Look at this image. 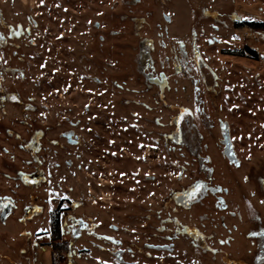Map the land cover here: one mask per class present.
Masks as SVG:
<instances>
[{"label":"rangeland","instance_id":"374dc122","mask_svg":"<svg viewBox=\"0 0 264 264\" xmlns=\"http://www.w3.org/2000/svg\"><path fill=\"white\" fill-rule=\"evenodd\" d=\"M0 11L8 25L29 15L39 24L27 47L14 41L22 61L0 47V85L18 93L0 112V197L12 202L0 264H118L110 252L121 249L131 264H246L264 205L246 204L233 179L245 188V156L264 154V0H0ZM220 120L240 169L220 153ZM205 146L242 219L203 221L210 197L192 212L175 203L204 177L196 152ZM203 225L223 239L232 229L235 241L203 239L204 251L188 235Z\"/></svg>","mask_w":264,"mask_h":264},{"label":"flooded vegetation","instance_id":"af4514ba","mask_svg":"<svg viewBox=\"0 0 264 264\" xmlns=\"http://www.w3.org/2000/svg\"><path fill=\"white\" fill-rule=\"evenodd\" d=\"M5 19L3 18V14L0 11V26L1 27H10L8 29V33L5 37L0 35V47L1 49H13L12 52L13 56L16 57V59L23 60V57H18V48H21V44L15 43L14 41H21L25 40V47H27L28 38H31L33 36L34 30H37L39 28V24L37 19H34L32 16H27V25L24 26L23 23H16L14 26L12 24H6ZM11 42V43H10ZM31 44L35 45V41L31 40ZM6 72L10 73V76L12 79H17L18 77L21 79V81L24 80V73L22 71V68L18 67H12V66H6L5 67ZM4 73L3 71L0 73L2 75ZM18 78V79H19ZM7 88V89H6ZM0 85V112L1 116L3 117V112L5 113V105L10 98L12 94L16 95L18 94L17 91H11L14 90L12 87H6ZM21 97V95H19ZM179 112L181 113L180 116L186 112V110L179 109ZM2 117H0V123L2 124L4 121L2 120ZM172 125V122H171ZM178 128V125H176ZM219 131L222 135V138L225 134H230V126L223 122L219 121L218 124ZM71 139L68 138V134H65L64 137L67 138L68 142H76L79 143L77 140V137L74 132ZM231 137V134H230ZM169 139L173 140V134L170 133ZM222 147L220 149V153L222 157L228 161V163L233 166L235 169H240L243 166L242 160L238 156V152L234 148V145H232L231 151L227 152L226 146L224 145L223 141L224 139H221ZM233 144V142H232ZM76 145V144H74ZM202 149L209 150L207 146L205 147H198L197 148V156L196 160L198 163L199 168L201 169L204 177L198 178L197 180L193 181L192 183H186L185 187L182 188V190L175 195V203L180 205L184 209L185 212H192L193 208L196 205L202 204L205 200H207L209 197L214 199L213 206L214 209H206L203 211H199L198 213H204L202 215L203 221H206L209 219L208 215L206 213H228L230 217L242 219V214L240 211V208L235 206L230 209L226 197L230 195V190L227 188H222L219 184L218 179L215 178L214 174V168L210 167L209 165L212 163V157L210 155L204 156L202 153ZM246 160V171H245V188H242V184H239V179H233V182L236 186H239L237 188L238 193L244 192L245 201L246 204L249 202L247 201L248 197H262V202L264 205V154L262 152H259V154H255L254 152H250L245 156ZM201 165H204L205 167L202 168ZM197 186H200V192L199 194L194 198H190V194L194 191V189L197 188ZM248 193V194H247ZM12 211V202L10 199L6 197H0V221L4 222L6 221V218L8 217L9 213ZM246 212H250V208L246 209ZM196 213V212H194ZM226 217L224 215L219 216L218 222H220V226L223 230L227 229V223H226ZM232 229H236V226L234 224L232 225ZM218 228V224H216V229ZM232 229L227 230V233H232ZM81 230L83 232L88 233V230L84 225L81 227ZM213 232V233H212ZM195 233L197 236H195ZM227 235L224 239L223 233H220L219 237L216 238L215 231H212L206 228V226H202L201 228H191V231L188 232V235L191 237V239L194 240L195 244H197L201 249L205 250V246L201 245V241L204 239L205 241H210L212 244H218L220 246H227L230 247L232 245V242L235 241L234 238L231 237V235ZM247 238V255H248V262L246 264H264V220H261V222L256 221L253 223L250 227V232L246 236ZM106 239L109 241L115 242L111 237L106 236ZM115 245V244H113ZM210 247H208V250ZM212 251L216 252L217 249H211ZM110 255L114 258V261H116L118 264H131L130 262L126 261L125 259V252L123 249L121 251H111ZM228 264H241L240 262L236 261H228Z\"/></svg>","mask_w":264,"mask_h":264},{"label":"trees","instance_id":"16d2710c","mask_svg":"<svg viewBox=\"0 0 264 264\" xmlns=\"http://www.w3.org/2000/svg\"><path fill=\"white\" fill-rule=\"evenodd\" d=\"M52 235L54 240H60L62 237V227H61V220L60 216L53 219L52 222Z\"/></svg>","mask_w":264,"mask_h":264},{"label":"water","instance_id":"95a60500","mask_svg":"<svg viewBox=\"0 0 264 264\" xmlns=\"http://www.w3.org/2000/svg\"><path fill=\"white\" fill-rule=\"evenodd\" d=\"M138 1V0H137ZM169 20V18H167V21ZM72 134L73 133H69L68 134V138L69 139H71V137H72ZM223 139H224V141H223V143H224V145L226 146V150H227V152H229V151H231V149H232V140H231V137H230V134L229 133H227V134H225L224 135V137H223ZM70 143H72V142H70ZM72 144H77L76 142H73ZM151 180H154V178H152Z\"/></svg>","mask_w":264,"mask_h":264},{"label":"snow or ice","instance_id":"6c2138e0","mask_svg":"<svg viewBox=\"0 0 264 264\" xmlns=\"http://www.w3.org/2000/svg\"><path fill=\"white\" fill-rule=\"evenodd\" d=\"M200 192V186H197L196 189L190 194V198L194 199Z\"/></svg>","mask_w":264,"mask_h":264}]
</instances>
